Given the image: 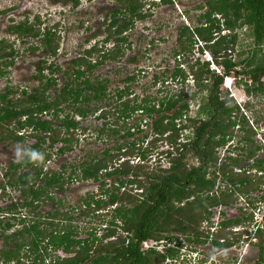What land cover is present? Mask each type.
Listing matches in <instances>:
<instances>
[{
	"label": "trees",
	"instance_id": "16d2710c",
	"mask_svg": "<svg viewBox=\"0 0 264 264\" xmlns=\"http://www.w3.org/2000/svg\"><path fill=\"white\" fill-rule=\"evenodd\" d=\"M117 1L119 6L106 14L109 20L104 22L106 36L103 43L96 42L85 49L81 57L71 59L74 65L71 69L62 70L57 62L47 60L57 55L60 36L54 27L41 29L39 16L34 22L25 19L9 28V33L18 39L39 38L42 50L48 54L36 67L34 77L39 87L18 86L15 101L8 97L12 92L8 85L0 94V141L36 139L35 144L25 149V157L11 162L6 171L8 184L20 190L23 202L19 208L11 207L9 211L14 212L7 216L0 215V264H163L177 255L182 243L179 242L176 248L158 249L155 244L144 249V241L160 243L177 232L195 242L204 243L211 238L216 247H232L242 240V234L247 233V228H233L247 227L246 223L254 220L251 211L246 217L223 220L218 231L208 233L200 228L201 223L209 221L212 206L236 202L232 199L235 194L259 191L264 184V158H259V151H264V147L255 140L256 127L249 123L246 115L238 116L239 107L234 97L226 88V94L220 91L223 77L211 71L208 62L197 59L188 65L187 72L176 65L161 84L165 85L171 78L180 87L165 95L143 93L139 97L131 88L135 82L134 74L122 79L123 83L113 91L109 90V77L91 75L106 61H121L125 50L132 48L124 33L131 29L135 20L147 16L143 12L146 0ZM163 2L172 3V0ZM153 3L151 1L149 7ZM201 8L204 10L194 28H180L177 38L180 47L175 56L180 58L191 53L197 42H202L215 62L223 67V75L235 74V84L242 86L247 94L252 91L263 94L264 0H206ZM2 12L0 10V14ZM244 27L250 29L248 35L255 48L248 58L233 61L227 53L233 51L237 43V33L233 31ZM223 29L230 33L222 35ZM110 42L112 44L107 47ZM1 43L10 51L0 54V59L11 57L15 52L12 44ZM31 48L36 49L34 45ZM95 52L100 54L92 60ZM219 58L222 61H218ZM241 63L249 68L235 71ZM7 65L8 62H0V77L5 74ZM56 73L64 78L60 87L56 83ZM237 74L248 75L251 83L242 79L238 82ZM158 78L155 75L154 84H159L160 91L162 85ZM191 81L193 92L186 89V84ZM195 98H199V102L194 114H190L189 99ZM104 101L116 114L107 134L109 137L116 135L123 142L84 160L66 175L68 166L65 164L59 171L46 170L45 164L51 158V153L43 148L47 140L48 148L62 143L57 154L71 151L73 143L77 142L73 135L77 128H82L80 119L95 114L102 118L108 114L104 107L97 113ZM150 125V134L143 135L141 140L143 146L147 142L145 148L138 147L137 141L130 138ZM25 131L28 135H24ZM238 132L241 133L236 135ZM149 136L152 138L148 141ZM158 141L168 147L165 154L169 167L155 165L151 170L148 154ZM226 146L225 155L220 157L219 149ZM134 148L136 163L131 162ZM244 160L249 162L242 171H237L235 168L241 169L239 163ZM212 166L216 169L209 170ZM76 172L81 175L76 177ZM219 176L225 186L227 184L228 191L221 190L218 194L215 187ZM70 180H94L102 186L97 195L88 194L80 199L81 215L87 216L91 212L101 215L107 209L108 218L101 219L102 235H98V228L89 227L90 222L81 227L74 222V207L66 212L58 207L43 214L38 212L42 202L54 200L52 191L62 190ZM39 182L42 184L38 185ZM133 186L139 188L140 193L129 189ZM5 188L0 185V189ZM251 205L253 202L249 198L246 209ZM263 231V225H257L255 244L260 252L255 264H264ZM52 252L55 253L52 255Z\"/></svg>",
	"mask_w": 264,
	"mask_h": 264
},
{
	"label": "rangeland",
	"instance_id": "374dc122",
	"mask_svg": "<svg viewBox=\"0 0 264 264\" xmlns=\"http://www.w3.org/2000/svg\"><path fill=\"white\" fill-rule=\"evenodd\" d=\"M76 1H79V3L76 4ZM151 1L154 3L149 7ZM205 1L206 0H172V3H165L163 0H146L143 12L147 16L142 20H135L131 29L124 33L128 36V41L131 43L132 48H127L125 50V55L121 61H106V63L94 69L91 75L97 76L99 74L100 78L107 76L111 81L115 83L120 82L122 84V79L134 74L135 82L131 84V88L139 97H141L143 93H154L158 95L171 94L175 87H180V84H175L171 81V78H169V81L165 82V85L161 84V82L165 77L171 75L177 65L175 61V51L180 47L177 41L180 28L183 26L194 28V26H196L198 16L204 10L201 8V5H204ZM119 4L117 0H0V10L3 11L2 14H0V54H7L10 51L8 46L5 45V47L1 43L2 41L12 44V49L15 50L11 57L0 59L2 64L8 62L5 68V74L0 77V94L3 93L4 87L8 85L12 91L8 97L15 101L18 97V86L21 88L25 87L26 89L39 87L34 77L36 67L39 60L41 61L48 54V51L44 52L42 50L43 48L39 44V38L18 39L15 35H11L9 33V28L12 25L24 21L25 19H28L29 22H34L37 16H39L41 21L39 26L41 29L43 27L56 28L60 36L59 49L55 57H49L47 60L50 63L57 62L62 70L71 69L74 67L71 59L81 57L83 51L94 45L96 41L99 44L103 43L106 36V26L104 22L105 19L109 20L106 14H108L112 8L118 7ZM233 32L237 33V43L233 51H227V53H229V58L233 61L248 58L250 52H253L255 48L252 37L248 35L250 29L247 27V30L243 28L237 31L234 30ZM111 44L110 42L106 46L109 47ZM198 44L200 45V42ZM32 45H34L36 49L33 50L31 48ZM99 54L100 53L95 52L93 57H91L93 58L92 60ZM204 54H206V51L200 53L198 48L194 47L191 53L182 56L181 61L184 62L183 65L185 69H188V65H192L197 59H201V62L205 60ZM206 55L210 56V54ZM207 58L206 56V59ZM218 61H222V58H219ZM244 67L249 68L245 63L238 64L235 71H244ZM3 68L2 66L1 70ZM155 75L159 77V83L162 85L160 91H158L160 87L159 84H154ZM55 77L57 79L56 83L58 87H60L64 78L60 73H56ZM241 78L243 79L244 77L242 76ZM237 80L239 82V78H237ZM261 80L264 81V77H262ZM114 89L115 88L112 86L109 87L111 91ZM186 89L189 92H193L192 81L186 84ZM220 89L223 95L226 94L223 85ZM51 90L54 92L53 88H51ZM228 92L230 95H234L233 99L239 107V112H237L238 116L240 117L243 114L248 117L249 123H252L253 126L256 127L255 140L264 147V93L260 94L257 91H252L250 94H247L240 85H232L231 89H228ZM199 98H195V100L189 99L191 105L190 114H194ZM102 107L106 108V111H108L105 117L98 118L95 114L81 121L82 128L80 130L82 132L74 133L73 139H77V142L75 141L73 143V149L71 151L63 155H56V148L48 151L51 153V158L45 164L46 170L59 171L61 165L65 164L69 166L66 170V175L73 168H77L84 160H89L91 157L99 155V153L107 147H112L117 143L123 142L122 138L116 135L109 137L107 134L108 130L113 127L116 114L107 101L100 104L97 113H100L99 110ZM237 127L238 126L235 127L236 130ZM100 130H104V132L99 133ZM28 131H25L24 135H28ZM150 131L151 125L145 127L143 132H139L135 136H132L130 140H136L138 143L137 146L139 147V145H141V148L144 149L147 142H144L143 146L141 140L143 139V135L150 134ZM239 133L241 132H238L236 135H239ZM18 134L20 135V133ZM151 138L152 137L149 136L147 140L149 141ZM234 141L236 143V140ZM33 143L34 138L32 137H26L23 141H16L14 139L0 141V185L6 186L5 189H0V215L7 216L9 212H14V210L9 211L11 207L16 206L19 208V205L23 202L20 190L8 184L6 180V171L11 162H17L25 157V149L32 146ZM137 146L135 147L137 148ZM43 148L45 149L46 146H43ZM167 149L166 144L162 143V141L156 143L155 147H153L148 154L150 158L148 162L149 169L152 170L155 165H159L163 168L169 167L168 159L165 154ZM226 149L227 146L219 149L218 153L220 157L226 152ZM132 151H134V156L131 157V162H136L137 159H135V157L137 151L135 148L132 149ZM259 158H264V151H259ZM243 163L245 164L246 161L244 160ZM213 169H216V166L209 168V170ZM252 171L255 172V170ZM76 175L80 176L81 174L76 172L75 176ZM142 178H144V176H142ZM106 183L110 185V182ZM40 184H42V182H39L38 185ZM129 189H132L134 193H140V189L136 186L132 188L129 187ZM226 189L227 184L225 186L221 177H217V186L215 187L216 193L219 194L221 190L225 191ZM101 190L102 186L100 187L99 182L94 180H70L62 190H53L52 195L54 196V200L42 202L38 212L43 214L53 210L55 207L66 212L69 211L71 207H74L75 213L73 214V221L79 223V226H84L85 223L90 222L89 227L98 228V235H102L104 232L101 219L108 218L106 214L107 209L103 210L101 215L100 213L96 214L91 212L90 215L84 216L80 213V208H82L80 199L86 197L88 194L97 195ZM261 194L262 192L260 190L251 191L246 195L240 193L235 194L232 199L236 202H234V204L223 205L226 207L222 210L226 211L230 218L246 217L247 213L253 211L254 220L246 223L247 226H250L249 229L252 228V226L256 227L259 222L261 223L259 225L264 226V201L260 202L262 200ZM249 198L252 199L253 206L247 207L248 209L244 210L245 212L242 211L240 213V211L237 210V205L242 203L241 205L243 206L245 204H243V202H246L245 206H247ZM214 213L215 211L209 215L206 213L209 221L201 223L200 228L208 231V233L214 231L213 226H210V224L215 225L217 219L220 218V216ZM219 221H221V219ZM237 228L238 227H234L233 229L237 230ZM119 233L123 235L121 232ZM81 235L82 237L85 236L84 231H82ZM175 237H178V240H176ZM185 237L186 235L184 236L180 233L173 232L169 240L164 243L162 241L158 243V249L168 247L176 248L179 246V242L182 243V245L179 246L177 255L173 259L165 261L163 264H255L259 257V247L255 242L248 243L244 238L246 237L244 234H242V240L238 243L234 244L232 247L225 248L214 246L211 242V238L208 241H204V238H202L204 243H201L188 240ZM247 243L249 246H247ZM1 245L0 240V246ZM54 253L55 252H52V255Z\"/></svg>",
	"mask_w": 264,
	"mask_h": 264
},
{
	"label": "clouds",
	"instance_id": "9594fccd",
	"mask_svg": "<svg viewBox=\"0 0 264 264\" xmlns=\"http://www.w3.org/2000/svg\"><path fill=\"white\" fill-rule=\"evenodd\" d=\"M157 2H159V1H157ZM245 28V30H247V27H244ZM237 31V30H236ZM227 33H230V31L229 30H227V29H223L222 30V35L223 34H227ZM97 42V41H96ZM95 42V43H96ZM199 42H197V44L195 45V47H197L198 48V50L200 51V53H202L203 51H206V54H210L206 49H205V47H204V43H202V42H200V45L198 44ZM95 45V44H94ZM94 45H92V46H94ZM91 47V46H90ZM90 47H88V48H90ZM201 49H203L202 51H201ZM206 54H204V58H205V60H203L202 62H208L209 63V68H210V70L211 71H214V72H216L217 74H219V75H221L222 77H223V83H222V85L226 88V89H231V87H232V85H236L235 84V80H236V76H235V74H231V75H229V76H227V75H223V67L221 66V65H218L216 62H215V60H214V58L212 57V55L210 54V56L209 55H206ZM185 55V54H184ZM183 55V56H184ZM206 56L208 57L207 59H206ZM182 57V56H181ZM181 57L180 58H178V57H176L175 56V61H176V63H177V65L179 64V67L180 68H182L185 72H187L188 71V69H185V67H184V65H183V63L184 62H182L181 61ZM178 58V59H177ZM196 61V60H195ZM212 65H215V67H217V68H219L220 69V72H218L217 71V68H212ZM176 67V66H175ZM237 69V67L235 68V70ZM238 75V74H237ZM244 77L243 79L241 78V77ZM226 78L228 79V80H230V82H232L233 84H231V85H229V81L227 80V84H226ZM238 78L239 79H242V80H245V81H247V80H251V79H248V77L247 76H244V75H241V74H239L238 75ZM226 85H228V86H226ZM233 97H234V95H232ZM191 106V105H190ZM185 134H187V133H185ZM168 148V147H167ZM225 155V153L222 155V156H224ZM136 162H137V160H136ZM135 162V163H136ZM256 224V223H255ZM258 225L259 224H261L260 222L259 223H257ZM240 227L241 226H239L237 229L238 230H240ZM248 227V229H247V233L246 234H244L246 237H244L245 239H246V241L248 242V243H256L257 242V238H256V235H255V231H256V228H257V226L256 227H254V226H252V228H250L249 229V227L250 226H247ZM246 227V228H247ZM212 228V227H211ZM242 229V228H241ZM252 238H253V240H252ZM150 241V240H149ZM151 241H153V240H151ZM155 242V241H154ZM161 242V241H160ZM163 243L165 242V241H162ZM156 243V242H155ZM157 244V246H158V243H156ZM157 246H155V247H157Z\"/></svg>",
	"mask_w": 264,
	"mask_h": 264
},
{
	"label": "flooded vegetation",
	"instance_id": "af4514ba",
	"mask_svg": "<svg viewBox=\"0 0 264 264\" xmlns=\"http://www.w3.org/2000/svg\"><path fill=\"white\" fill-rule=\"evenodd\" d=\"M201 60V59H200ZM120 84V82H117V83H115L114 81H110V83H109V87L110 86H112V87H117L118 85ZM116 89V88H115ZM178 90V87H175L173 90H172V92H176ZM80 118L79 117H77V120H79ZM80 121H83L82 119H80ZM81 129V128H80ZM78 130V131H77ZM76 131L77 132H82L81 130H79V128H77L76 129ZM36 143V139H34V143L33 144H35ZM49 145V142H48V140H47V142L43 145V146H46V151H51V150H53L54 148H56V155H62V154H57V151L59 150V148H60V146L62 145V143L61 142H59V143H56L52 148H48L47 146ZM263 152V151H262ZM49 161V160H48ZM47 161V162H48ZM46 162V163H47ZM244 162V161H243ZM243 162H240L239 164L241 165L240 167H241V169L239 168V167H237V168H235L237 171H242V168H243V166L245 165V164H247L249 161H246V163L244 164ZM243 164V165H242ZM69 167V166H68ZM264 184H262L261 185V189H260V191L262 192V196H261V201L260 202H262V201H264ZM238 201V200H237ZM239 201H241V200H239ZM240 203V202H239ZM246 204V202H243V204ZM229 204H234V202H231V203H229ZM242 204V203H241ZM241 204H238L237 205V207H238V209L237 210H239L240 211V213L242 212V209L243 210H246V206H245V204L242 206ZM222 205H225V204H223V203H219V204H216V205H214V206H212L211 207V214L215 211V213L214 214H217L218 216H220V218L219 219H217V221H216V223H215V225H213V229H214V231L216 230V231H218V230H220L221 229V222L223 221V220H230V219H233L234 217H232V218H230L229 217V215H227V213H226V211H224V210H222V208H221V206ZM221 219V221H219ZM264 227V226H263ZM245 229L246 227L244 226V227H240V229ZM247 229H248V227H247ZM247 246H249V244L247 243ZM222 248H225V247H222ZM259 258V257H258Z\"/></svg>",
	"mask_w": 264,
	"mask_h": 264
},
{
	"label": "built area",
	"instance_id": "2783aa9c",
	"mask_svg": "<svg viewBox=\"0 0 264 264\" xmlns=\"http://www.w3.org/2000/svg\"><path fill=\"white\" fill-rule=\"evenodd\" d=\"M212 68H217V67H215V65H212ZM217 71L220 72V69L217 68ZM227 80H228V79L226 78V84H227ZM228 81L230 82V80H228ZM232 82H233V81H232ZM232 82H230L229 85L233 84ZM248 82L251 83V80H248ZM155 244H156V243H155L154 241H151V240H150V241H144V242L142 243V246H143L144 249H147V248H149V247L155 246Z\"/></svg>",
	"mask_w": 264,
	"mask_h": 264
},
{
	"label": "water",
	"instance_id": "95a60500",
	"mask_svg": "<svg viewBox=\"0 0 264 264\" xmlns=\"http://www.w3.org/2000/svg\"><path fill=\"white\" fill-rule=\"evenodd\" d=\"M224 207H226V206H223V205L221 206L222 209H224Z\"/></svg>",
	"mask_w": 264,
	"mask_h": 264
},
{
	"label": "bare ground",
	"instance_id": "6f19581e",
	"mask_svg": "<svg viewBox=\"0 0 264 264\" xmlns=\"http://www.w3.org/2000/svg\"><path fill=\"white\" fill-rule=\"evenodd\" d=\"M226 86H228V85H226Z\"/></svg>",
	"mask_w": 264,
	"mask_h": 264
}]
</instances>
